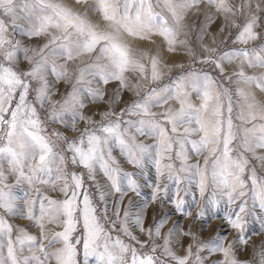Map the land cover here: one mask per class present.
I'll return each mask as SVG.
<instances>
[{
  "label": "snow or ice",
  "instance_id": "1",
  "mask_svg": "<svg viewBox=\"0 0 264 264\" xmlns=\"http://www.w3.org/2000/svg\"><path fill=\"white\" fill-rule=\"evenodd\" d=\"M0 264H264V0H0Z\"/></svg>",
  "mask_w": 264,
  "mask_h": 264
},
{
  "label": "rangeland",
  "instance_id": "2",
  "mask_svg": "<svg viewBox=\"0 0 264 264\" xmlns=\"http://www.w3.org/2000/svg\"><path fill=\"white\" fill-rule=\"evenodd\" d=\"M258 223V222H257ZM255 226V225H254Z\"/></svg>",
  "mask_w": 264,
  "mask_h": 264
}]
</instances>
